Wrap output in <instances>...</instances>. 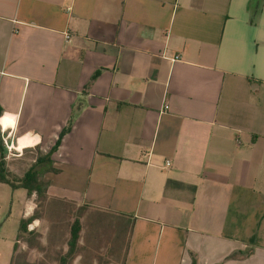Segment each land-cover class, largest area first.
<instances>
[{
    "label": "crops",
    "instance_id": "0c3cea01",
    "mask_svg": "<svg viewBox=\"0 0 264 264\" xmlns=\"http://www.w3.org/2000/svg\"><path fill=\"white\" fill-rule=\"evenodd\" d=\"M0 109L124 264H264V0H0Z\"/></svg>",
    "mask_w": 264,
    "mask_h": 264
},
{
    "label": "rangeland",
    "instance_id": "374dc122",
    "mask_svg": "<svg viewBox=\"0 0 264 264\" xmlns=\"http://www.w3.org/2000/svg\"><path fill=\"white\" fill-rule=\"evenodd\" d=\"M6 153L9 156L8 151ZM13 154L7 156V161L16 175L23 176L34 165L32 158L36 157V152ZM25 198V190L0 184V264H62V258L70 250L76 220L81 224L80 239L74 256L68 258L66 264H124L128 221L48 196L39 199L35 194L29 200L33 208L31 215L36 213L38 222L30 224L28 232L20 236Z\"/></svg>",
    "mask_w": 264,
    "mask_h": 264
},
{
    "label": "trees",
    "instance_id": "16d2710c",
    "mask_svg": "<svg viewBox=\"0 0 264 264\" xmlns=\"http://www.w3.org/2000/svg\"><path fill=\"white\" fill-rule=\"evenodd\" d=\"M1 112V109H0ZM72 120L68 126L61 132L59 139L53 149L47 154V156H37V159L33 166H31L24 174L23 177H11L7 168V154L4 148V140L0 132V183L7 184L13 189H24L27 192V196L31 197L36 194L39 199H45L48 182L43 181V175L47 172L55 173L56 169L53 167V162L50 160L52 154L58 150L63 137L71 130ZM38 217L36 213L28 219H22L20 224V236L23 233L28 232V226L32 224ZM81 224L79 220H76L72 226L71 240L69 242L70 250L66 257L62 258V264H66L68 258L74 256L77 248L78 241L80 239ZM16 249V245H15Z\"/></svg>",
    "mask_w": 264,
    "mask_h": 264
},
{
    "label": "bare ground",
    "instance_id": "6f19581e",
    "mask_svg": "<svg viewBox=\"0 0 264 264\" xmlns=\"http://www.w3.org/2000/svg\"><path fill=\"white\" fill-rule=\"evenodd\" d=\"M3 123V126L4 127H7L8 126V122L6 119H2L1 120ZM6 129V128H5ZM31 143H34V140L33 139H29V138H26V139H21L20 140V143H19V146L18 148H16L19 152H23L24 151V148L26 145H29Z\"/></svg>",
    "mask_w": 264,
    "mask_h": 264
},
{
    "label": "built area",
    "instance_id": "2783aa9c",
    "mask_svg": "<svg viewBox=\"0 0 264 264\" xmlns=\"http://www.w3.org/2000/svg\"><path fill=\"white\" fill-rule=\"evenodd\" d=\"M67 39H68V40H70V37H69V36H67ZM177 59H178V57L176 58V60H177ZM168 165H170V163H168Z\"/></svg>",
    "mask_w": 264,
    "mask_h": 264
},
{
    "label": "snow or ice",
    "instance_id": "6c2138e0",
    "mask_svg": "<svg viewBox=\"0 0 264 264\" xmlns=\"http://www.w3.org/2000/svg\"><path fill=\"white\" fill-rule=\"evenodd\" d=\"M0 123H3L2 121H0Z\"/></svg>",
    "mask_w": 264,
    "mask_h": 264
}]
</instances>
